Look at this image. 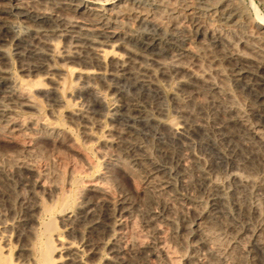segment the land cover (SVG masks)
Segmentation results:
<instances>
[{
    "label": "bare ground",
    "instance_id": "bare-ground-1",
    "mask_svg": "<svg viewBox=\"0 0 264 264\" xmlns=\"http://www.w3.org/2000/svg\"><path fill=\"white\" fill-rule=\"evenodd\" d=\"M248 3L249 6L242 0H0V264H11L8 220L16 222L11 258L15 264H85L76 244V235L81 234L85 224L96 234L83 245L90 262L101 251L99 237L103 239L119 229L124 236L110 245L105 264H159L160 258L164 264H176L173 251L178 253L188 242L191 254L183 264H243L241 252H224L225 247H231L230 235L236 232V226L227 222L229 218L226 220L217 193L223 188L218 176L222 180L224 175L231 178L238 189L236 201L242 200L239 190L251 184L252 209L249 201L246 211L252 222L264 225V173L260 175L252 169L257 159L256 152L252 154L254 145L264 148V16L254 0ZM144 25L151 31L140 32L139 27ZM11 26L23 27L28 35H14ZM6 45L11 47L17 76L10 72ZM203 66L208 73H204ZM65 70L101 88L112 82L117 110L136 116L145 112L160 122L168 120V137L154 141L157 156L173 165L179 190L174 188L176 181L163 162L152 156L147 144L153 140H144L137 128L117 125L111 118L109 140L97 150L104 171L79 191L76 210L65 211L58 218L63 228L68 227L66 238L54 235V248L49 240L37 248L35 242L41 233L38 217L43 211L37 194H45L50 201L54 198L61 163L65 164L57 153L62 132L52 120L53 112L62 106L59 92ZM172 83L167 99L173 117L168 119L164 88ZM231 84L242 95L250 96L243 99L246 111L238 108ZM87 88H78L79 96ZM201 96L205 99L200 100ZM38 97L49 108L48 117L40 115ZM100 116L81 107L67 111L64 120L90 140L92 129L101 126ZM199 133L210 137L218 149L226 150L224 170L206 168V152L193 146L192 137ZM233 139L238 143L231 146ZM45 142H50L51 150L45 148ZM249 146L251 168L238 161L240 158L246 162ZM236 148L242 158L237 157ZM41 162L42 179H38ZM111 171L124 172L134 194L146 197V203L135 202L122 187L114 197V192L104 185L114 183ZM203 197L212 205L205 214L199 210ZM116 215L128 225L115 222ZM135 220L150 230L151 241L137 237ZM192 222L196 224L193 235Z\"/></svg>",
    "mask_w": 264,
    "mask_h": 264
},
{
    "label": "rangeland",
    "instance_id": "rangeland-1",
    "mask_svg": "<svg viewBox=\"0 0 264 264\" xmlns=\"http://www.w3.org/2000/svg\"><path fill=\"white\" fill-rule=\"evenodd\" d=\"M245 5L249 6L248 4V0H242ZM254 3L256 4L257 8L260 12V14L264 16V1L261 0H254ZM151 28L146 25L144 26H140L139 27V31L141 32H150ZM147 30V31H146ZM11 31L14 35L20 36V37H25L28 35V30L24 29L23 27H18V26H11ZM24 35V36H23ZM4 49H7V51L9 52V56L11 58V67H10V72H12V76H17L18 75V71H17V67H16V62L13 58V56L11 55V47L9 46H4ZM13 67V68H12ZM204 69V73H208L207 68L203 66ZM66 71V70H65ZM15 74V75H14ZM74 78V79H73ZM71 80V81H70ZM82 83V84H80ZM77 84V85H76ZM87 86L88 88L86 89V91L84 90V94L79 96L78 94V88L82 87V86ZM92 85V86H91ZM111 85L112 82H107V86L105 88H101L99 85L93 84V83H89L86 84L84 82H82L81 80L76 79L75 77H73L71 75L70 72L66 71V78L63 84V87L60 89L59 95L62 96V106L55 112H53V118L52 120L54 121L53 123L61 130L62 132V141L60 143V147L57 148V153H59V156L62 157V159H64L65 164L61 163V167L63 166V168L61 169V172L59 173V183H58V193L55 194L54 196V200L52 199L51 201L48 200L47 196H45V194H41L38 193V199H39V205L41 207V209L43 210L40 214V216L38 217V227H40L39 229L41 230L40 236L38 237V239L36 240V247L37 248H42L45 245V241L49 240V243L51 244V246H53V248L56 246V241L53 240L54 239V235H60L63 238H66V234L68 232V227H64L66 230H61L64 229L63 226L60 225L58 218L60 216V214H62L65 211H71L74 212L76 209V205L78 202V196L77 194H79V191L84 188L88 181H93L97 178V176L99 174H101L104 171V162L102 160V158L100 156H98V151L102 145V143L106 142L109 140V136H108V130L111 126V118L114 119L115 123L117 125H121V126H133L135 128H137L140 131V134L142 136V138L144 140L147 139H152L153 141H149L148 148L149 150L152 152V156L156 159H158L159 163L162 161L163 159L161 158L160 155L157 156L158 151L156 148V143H155V138L156 139H166L168 137V130H169V125H168V120H166L165 122H160L156 119H152V116H150L148 113H145L142 116H136L128 111H120L117 110L116 108V101L114 98L113 93L111 92ZM77 86V87H76ZM93 87V88H92ZM99 87V89H98ZM69 88V89H68ZM74 88V89H73ZM77 88V89H76ZM173 89V83L169 86H167L166 88H164V94H165V105L166 108L168 110V119H172L173 117V113H172V105L169 102V100L167 99L168 94L171 93ZM231 89H232V95L236 98L237 100V106L240 110L242 111H246L247 110V106L246 103L243 100L244 97L245 99H250V96L248 95H242L241 91L233 85L231 84ZM100 90V91H99ZM170 90V91H169ZM74 91V92H73ZM68 92V93H67ZM102 92V93H101ZM110 92V93H109ZM105 93V94H104ZM95 94V95H94ZM90 95V96H89ZM102 95V96H101ZM111 96H113L111 98ZM42 97H38L37 100V104L38 105L39 110H40V115L41 116H46L48 117L49 115V108L46 106V104L44 105L43 102V98ZM71 98V99H70ZM94 98V99H93ZM87 99V100H86ZM89 99V100H88ZM205 97L201 96L200 100H204ZM84 100V101H82ZM239 100V101H238ZM42 101V102H41ZM76 101V102H75ZM242 101V102H241ZM84 102V103H83ZM240 102V103H238ZM77 103V104H76ZM79 103V104H78ZM88 103V104H87ZM115 103V104H114ZM243 103V105H242ZM84 105V106H83ZM86 105V106H85ZM141 105V104H140ZM42 106V107H41ZM76 106V107H75ZM100 106V107H99ZM83 108L86 109L88 108L89 110L95 111L98 114H100V119H101V126L98 128H93L92 129V137L90 140H85L82 136V134L74 127L69 126L67 123H65L66 121L65 119V114L67 111L72 110L73 108ZM99 107V108H98ZM47 108V109H46ZM140 108H142V110L144 109V107L140 106ZM97 110V111H96ZM145 110V109H144ZM172 113V114H170ZM25 116L27 115L26 113H23ZM147 115V116H146ZM60 118V119H59ZM63 119V120H62ZM107 120V121H106ZM64 121V122H63ZM118 122V123H117ZM207 122L210 123L211 122V118L207 119ZM140 123V124H139ZM123 124V125H122ZM163 124V125H162ZM107 125V126H106ZM262 126H264V124H261ZM61 127V128H60ZM68 128V129H67ZM63 130V131H62ZM70 130V131H69ZM106 131V132H105ZM77 132V133H76ZM105 132V133H104ZM77 134V135H76ZM104 134V135H103ZM107 134V136H106ZM200 134V135H199ZM198 135H195L192 137L193 140V146L197 151H205L207 156H206V168L207 169H211V171H217L220 172V169L224 170L222 167L224 166V163L226 162L225 157H228L227 152H225L226 150L224 148H220L218 149L217 147H215V145L213 144L212 140L210 137H208L205 134H201L199 133ZM66 137V138H65ZM202 137V138H201ZM154 138V139H153ZM210 138V139H209ZM67 139V140H66ZM81 139V140H80ZM76 143H75V142ZM234 142H231V146H233L235 143H238L237 141H235V139H233ZM199 142V143H198ZM210 142V143H209ZM49 143V144H48ZM92 143V144H91ZM79 144V145H78ZM153 145V146H152ZM206 145V146H205ZM210 145V146H209ZM208 146V147H207ZM51 145L50 142H45V148L47 150H51L50 149ZM213 147V148H212ZM250 147V146H249ZM247 148L249 149L248 154L247 155V160L246 162L240 160V158L238 159L239 163L244 164L245 166L248 168H251V164H250V151H252V148ZM259 149H257V148ZM254 148H253V152L252 154L257 155V159L253 160L255 161L254 163V167H252L253 170H257L258 174H262L264 173V170L260 171V166L264 167V159H263V154H264V148L262 146H259V144ZM73 148V149H72ZM155 148V150H154ZM201 148V149H200ZM261 148V149H260ZM65 149V151H64ZM91 149V150H90ZM204 149V150H203ZM218 149V150H217ZM62 150V151H61ZM96 150V151H95ZM98 150V151H97ZM154 150V151H153ZM217 150V151H216ZM79 151V152H78ZM216 151V152H215ZM220 151V152H219ZM262 151V152H261ZM95 152V153H94ZM154 152V153H153ZM219 152V153H218ZM236 153L237 157H241L240 156V152L238 151V148H236ZM243 153V151H242ZM245 153V152H244ZM54 154H56V152L54 151ZM80 154V156H79ZM210 157H209V155ZM226 154V155H225ZM62 155V156H61ZM70 155L71 158H70ZM156 157H155V156ZM82 156V157H81ZM90 156V157H89ZM213 156V157H212ZM216 156V157H215ZM262 156V157H261ZM66 157V158H65ZM73 157V158H72ZM76 161H75V159ZM95 157V158H94ZM221 157L223 159H221ZM259 157V158H258ZM242 158V157H241ZM262 159V160H261ZM80 160V161H79ZM88 160V161H87ZM208 160V162H207ZM215 160V161H214ZM228 160V159H227ZM70 161V162H69ZM73 161V162H72ZM94 163H93V162ZM225 161V162H224ZM259 161V163H258ZM261 161V164H260ZM83 164H82V163ZM102 162V163H101ZM161 162V163H162ZM229 165H231V161H229ZM71 163V164H70ZM77 163V164H76ZM248 165H247V164ZM42 162L39 164L38 167V179H42V175H41V170L43 168V164ZM73 164V166H72ZM93 164V165H92ZM163 164L165 165V168L167 169V171L169 172V174L171 175V177L173 178L174 182H175V189L179 190V183H178V179L176 178L177 176L174 174V169H173V165L171 164H166L163 162ZM217 164V165H216ZM88 165V166H87ZM91 166V167H90ZM215 166V167H214ZM255 166H259V167H255ZM73 167V168H72ZM79 167V168H78ZM212 167V168H211ZM220 167V168H219ZM230 167V166H228ZM83 168V170H82ZM169 168V169H168ZM214 168V169H213ZM219 168V169H218ZM41 169V170H40ZM72 169V172H70ZM81 169V170H80ZM98 169V170H97ZM213 169V170H212ZM74 170V171H73ZM89 170V172L87 171ZM219 170V171H218ZM77 171V173H76ZM82 171V172H79ZM101 171V172H100ZM68 172V173H67ZM70 172V173H69ZM117 174H116V173ZM122 171H111V174H115L112 175L113 177V181L114 183H106L104 184L112 193V195L114 197L118 196V193H120V188L122 187L121 190H124L127 192V194L135 201L138 202L139 204H145L146 203V197H144L143 195H135L134 191L132 189V185L130 182V178ZM263 172V173H262ZM67 173V174H66ZM119 173V174H118ZM71 174V175H68ZM124 174V175H123ZM225 174V173H224ZM257 174V175H258ZM73 175V176H72ZM118 175V176H117ZM120 175V176H119ZM219 175H222L221 173ZM70 176H72L70 178ZM76 176V177H75ZM126 176V177H125ZM92 177V178H90ZM218 181L220 182V184H222L223 188L221 191H219L217 193V196L219 197L222 209L225 213L226 220L227 222H232L235 226H236V232L232 233L230 235V244L231 247H225L224 248V252L226 253V255L230 252V250L234 249L235 251L237 250V252H241L242 256L240 257V262H242L243 264H264V241L261 242L264 239V225L261 226V224L259 222L254 223L252 222L253 219L251 218V215L249 216V214L247 213V211H249L248 205L246 206V204H248V202L251 200V194H252V185L248 184L246 188L244 189H240L242 191L239 190L240 195L239 198L242 199L240 201H236L237 199V195L236 192L238 191V189L236 188L235 185H233L234 183L232 182L230 177H227L224 175L223 180L222 177L220 178V176H218ZM226 177V178H225ZM89 178V179H88ZM117 178V179H116ZM121 178V179H120ZM66 179V180H65ZM84 179V180H81ZM91 179V180H90ZM123 179V180H122ZM126 179V180H125ZM87 180V181H86ZM117 180V181H115ZM119 180V181H118ZM231 180V181H230ZM260 181V178L257 179V182ZM81 181V182H80ZM256 181V180H255ZM62 184H61V183ZM123 182V183H122ZM68 183V185H67ZM122 185V186H121ZM126 185V186H125ZM227 185V186H226ZM113 186V187H112ZM131 186V187H130ZM62 187V188H61ZM68 187V188H67ZM80 187V188H79ZM78 188V189H77ZM129 188V189H128ZM231 188V189H230ZM236 188V189H235ZM250 188V189H249ZM76 189V190H75ZM247 191H246V190ZM76 192H75V191ZM254 190V189H253ZM65 191V192H63ZM67 191V192H66ZM118 191V192H117ZM249 191V192H248ZM74 192V194H73ZM117 192V193H116ZM225 194H224V193ZM244 192V193H242ZM71 193V194H70ZM71 195V196H70ZM233 195V196H232ZM247 195V198H246ZM250 195V196H249ZM41 196L43 198H41ZM243 196V197H242ZM245 196V197H244ZM233 197V198H232ZM45 198V199H44ZM69 198V199H68ZM77 198V199H76ZM145 198V199H144ZM230 198V199H229ZM246 198V200H244ZM44 199V200H43ZM61 199V201H60ZM75 199V200H74ZM139 199V200H138ZM248 199V200H247ZM73 200V201H72ZM77 200V201H76ZM56 201V202H53ZM75 201V203H74ZM222 201H225L222 202ZM232 201V202H231ZM234 201V202H233ZM244 201V202H243ZM247 201V202H246ZM44 202V203H43ZM54 204H53V203ZM73 202V203H72ZM227 202V203H226ZM241 202V203H240ZM264 202V199L263 201ZM211 201L209 199H207L206 197L201 198L199 204H200V208L199 210L205 214L207 213L210 208L212 207V205L210 204ZM210 204V205H209ZM249 207H250V211L252 209L251 206V201L249 203ZM50 205V206H49ZM54 205V207L52 206ZM226 205V207H225ZM234 205V206H231ZM263 205V203H262ZM18 205H15V210L18 209L17 207ZM75 206V207H74ZM208 206V207H207ZM242 206V207H241ZM72 207V209L70 208ZM210 207V208H209ZM224 207V208H223ZM70 208V210H69ZM229 208V209H228ZM74 209V210H73ZM206 210V211H205ZM227 210V211H226ZM229 210V211H228ZM243 210V211H242ZM247 210V211H246ZM264 212V209L262 210ZM233 212V213H232ZM236 212V213H235ZM240 212V213H238ZM262 212L263 218H264V213ZM55 213V214H54ZM230 213V214H229ZM237 213L239 214V216L237 215ZM53 214V215H52ZM58 214V215H57ZM247 214V215H246ZM45 215V216H44ZM236 215V216H235ZM243 215V216H242ZM229 216V217H228ZM239 218H238V217ZM242 216V217H241ZM245 216V217H244ZM118 217V218H117ZM233 217V218H232ZM241 217V218H240ZM116 218V219H115ZM122 218V219H120ZM231 218V219H230ZM250 219V220H249ZM113 220L116 222H124L128 225V222L123 219V217H119V216H115L113 218ZM120 220V221H118ZM238 220V222H237ZM126 221V222H125ZM9 225L11 226V231L8 233V237H9V245H8V251H9V259H10V263L11 264H15L14 261H12V254L15 251V244L13 242V237H15L16 233H15V225L16 222L14 220H8ZM140 223L139 220L137 222V220H135L134 222V230L137 233V237H139L140 239L142 238V240H146V241H151L153 236L151 235L150 230H148L146 227L143 226L142 223ZM240 223V224H239ZM245 223V224H244ZM264 224V222H262ZM56 224V225H55ZM194 224V225H193ZM239 224V225H238ZM258 224V225H257ZM139 225V226H138ZM195 223L192 222V224L190 225V230H191V235L194 234L195 230ZM256 225V227H255ZM50 226V227H49ZM88 224H85L84 226L81 227V234L80 235H76V244L79 246L80 250H81V257L84 261L85 264H105L106 260L110 257V245H112V243L115 240H118V238H122L124 235H120V230L119 229H114L111 232H109L108 234H106L105 236L102 237L100 236V250L99 254L96 256V258H94L93 260L88 261L87 260V254H85V251L83 249V245L86 241H89L90 237H96V234L94 233L95 231L91 229V227H87ZM253 226V227H252ZM140 227V228H139ZM144 227V228H143ZM194 227V228H193ZM241 227V228H239ZM243 227V228H242ZM247 227V228H246ZM87 228V229H86ZM85 229V230H84ZM239 231H238V230ZM250 229V230H249ZM261 229V230H260ZM263 230V231H262ZM67 231V232H66ZM116 231V232H115ZM146 231V232H144ZM249 231V232H248ZM254 231V232H253ZM259 231V233H258ZM54 232V233H53ZM87 232V233H86ZM79 232H77L76 234H78ZM247 233V234H246ZM250 233V234H249ZM255 233V234H254ZM84 234V235H83ZM92 234V235H91ZM241 234V235H240ZM244 234V235H243ZM253 234V235H252ZM95 235V236H94ZM146 237H145V236ZM257 235V236H254ZM263 235V236H262ZM234 236H236L234 238ZM248 236V238H247ZM85 237V238H84ZM88 237V238H87ZM114 237V238H112ZM252 237V238H250ZM262 237V240H260ZM81 238V239H80ZM105 238V239H104ZM242 238L244 240H242ZM245 238L247 239L245 240ZM254 238V239H253ZM12 239V240H11ZM84 239V240H83ZM149 239V240H147ZM106 240V241H105ZM111 240V241H110ZM232 240V241H231ZM237 240V241H235ZM239 240V241H238ZM260 240V241H259ZM103 243H102V242ZM259 241V242H258ZM108 242V243H107ZM240 242V243H239ZM245 244H244V243ZM248 242V243H247ZM253 242V243H252ZM262 244H261V243ZM80 243V244H79ZM190 245V242H188ZM188 243H186L187 245H185L184 249L179 251L178 253L173 251L174 254V260H176V264H183L189 257L191 254V245L189 246ZM240 245H239V244ZM247 243V244H246ZM250 243V244H249ZM108 244V245H107ZM235 246H234V245ZM244 244V245H243ZM82 245V246H81ZM102 245V246H101ZM1 246V245H0ZM81 246V247H80ZM109 246V247H108ZM234 246V247H233ZM246 246V247H245ZM244 247V248H243ZM250 247V248H249ZM255 247V248H254ZM260 247V249H259ZM82 248V249H81ZM243 248V249H242ZM107 249V250H106ZM262 249V250H261ZM246 250V251H245ZM258 250V251H257ZM185 251V252H184ZM188 251V252H187ZM256 251V252H255ZM107 252V253H106ZM254 252V253H253ZM246 253H248V255H246ZM54 254V253H53ZM183 254V255H182ZM187 254V255H185ZM189 254V255H188ZM255 254V255H254ZM185 255V256H184ZM245 255V256H244ZM251 255V256H250ZM254 258H253V256ZM184 256V257H183ZM257 256V257H256ZM103 257V258H102ZM105 257V258H104ZM183 259H180L182 258ZM244 257V258H243ZM259 257V258H258ZM179 258V259H178ZM251 258V259H250ZM257 258V259H256ZM86 259V260H85ZM162 258L159 259L158 263L159 264H164V261L161 260ZM253 259V260H252ZM102 260V261H101ZM245 260V261H242ZM258 262H257V261ZM180 263H179V262ZM254 261H256L254 263ZM253 262V263H252ZM231 263V262H229Z\"/></svg>",
    "mask_w": 264,
    "mask_h": 264
}]
</instances>
